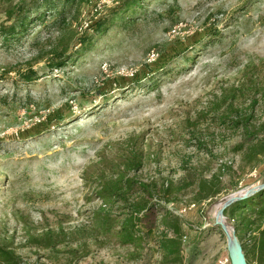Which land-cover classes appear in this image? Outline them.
I'll list each match as a JSON object with an SVG mask.
<instances>
[{
	"label": "rangeland",
	"instance_id": "374dc122",
	"mask_svg": "<svg viewBox=\"0 0 264 264\" xmlns=\"http://www.w3.org/2000/svg\"><path fill=\"white\" fill-rule=\"evenodd\" d=\"M120 1L92 0L73 27L90 33L89 23ZM214 31L220 34L212 38ZM45 37L40 32L39 43ZM202 41L211 42L203 48ZM40 48L0 46V236L15 253L42 264H142L91 228L101 203L94 171L135 142L144 155L137 177L172 184L169 196L156 193L152 203L178 217L186 264L228 256L217 210L264 183V151L251 155L247 142L236 152L241 136L212 120L226 104L212 105L234 93L226 103L253 113L254 143L264 140V0L156 1L126 30L94 36L63 71L48 72ZM151 51L157 56L148 61ZM28 69L38 78L21 82ZM191 175L218 193L197 200L196 184L184 186ZM50 231L53 239L66 235L54 251L43 248ZM146 249L144 256L156 255Z\"/></svg>",
	"mask_w": 264,
	"mask_h": 264
},
{
	"label": "trees",
	"instance_id": "16d2710c",
	"mask_svg": "<svg viewBox=\"0 0 264 264\" xmlns=\"http://www.w3.org/2000/svg\"><path fill=\"white\" fill-rule=\"evenodd\" d=\"M156 1L164 0H121L109 15H101L89 23L90 33L85 30L80 35L73 24L78 21L81 8L90 5L92 0H1L4 21L0 24V46L10 48L26 42L30 46L41 47L39 51L45 50L40 58L48 57L47 71H63L68 63L76 60L82 51L92 45L94 36L103 35L112 26L126 30L135 22L137 14L146 12L147 7ZM40 32L46 35L43 43L38 41ZM219 34V31H214L210 36L215 38ZM216 41L220 40L216 38ZM209 42L202 41L199 46L206 47ZM190 61L191 58L186 60L187 63ZM37 78L38 74L28 69L20 74L19 80L27 83ZM235 97L234 93L226 94L220 102L214 103V110L226 105L212 120L218 123L215 126L241 136V140L233 145L236 152L241 151L248 142L250 154L256 156L263 153L264 140L254 143L258 132L253 123V113L241 114L233 107V101L226 103V99L232 100ZM255 104L253 100L251 106ZM143 160L142 147L132 142L124 155L117 160L103 162L104 165L94 171L93 190L101 202L92 216L94 236L113 239L120 246L130 249V260H139L142 264H186L188 256L184 253L183 244L185 235L178 217L152 203L156 193H161L163 197L169 196L172 192L169 186L172 184L139 179L135 172L142 168ZM211 183L212 186L216 185ZM192 184L198 188L197 200L218 193V189L206 187L204 179L193 175L184 186ZM154 208H159V212L156 213ZM223 215L232 222L247 264H264V190L231 203L224 208ZM216 230L223 235L219 226H216ZM92 231L90 236H93ZM56 235L57 239H53L51 231L45 232L43 248L54 251L65 241V233ZM200 236L198 233L191 252L198 248ZM144 249L157 256H144ZM0 264L42 263L25 261L15 253L10 242L0 236Z\"/></svg>",
	"mask_w": 264,
	"mask_h": 264
},
{
	"label": "water",
	"instance_id": "95a60500",
	"mask_svg": "<svg viewBox=\"0 0 264 264\" xmlns=\"http://www.w3.org/2000/svg\"><path fill=\"white\" fill-rule=\"evenodd\" d=\"M261 190H264V183L242 190L238 194L222 202L217 210L215 225L219 226L225 235L228 257L231 264H247V262L234 229L223 220V210L236 200L245 198Z\"/></svg>",
	"mask_w": 264,
	"mask_h": 264
},
{
	"label": "built area",
	"instance_id": "2783aa9c",
	"mask_svg": "<svg viewBox=\"0 0 264 264\" xmlns=\"http://www.w3.org/2000/svg\"><path fill=\"white\" fill-rule=\"evenodd\" d=\"M156 56H157V54L154 53L153 51H151V52L149 53L148 61H150V60H154ZM215 264H231V263H230L229 257L225 255V256L220 257V258L216 261Z\"/></svg>",
	"mask_w": 264,
	"mask_h": 264
}]
</instances>
